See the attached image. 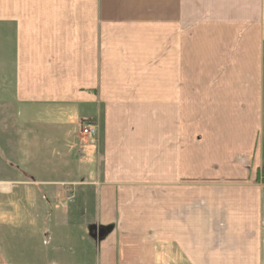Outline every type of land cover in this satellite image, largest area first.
Wrapping results in <instances>:
<instances>
[{
  "label": "crops",
  "instance_id": "obj_1",
  "mask_svg": "<svg viewBox=\"0 0 264 264\" xmlns=\"http://www.w3.org/2000/svg\"><path fill=\"white\" fill-rule=\"evenodd\" d=\"M1 2L0 264H264V0Z\"/></svg>",
  "mask_w": 264,
  "mask_h": 264
},
{
  "label": "rangeland",
  "instance_id": "obj_2",
  "mask_svg": "<svg viewBox=\"0 0 264 264\" xmlns=\"http://www.w3.org/2000/svg\"><path fill=\"white\" fill-rule=\"evenodd\" d=\"M1 7H3L2 2L0 4V23H2L3 16H4V12H3ZM0 50H1L0 54L2 56V57H0V59L1 58L5 59L4 58L5 55H3V52L5 51V48L3 47V38L0 41ZM78 55H79V51H76V55L75 56L78 57ZM76 59L78 60V58H76ZM109 85L110 84H107L108 88H110ZM119 86H123V85L119 84ZM111 89H112V87H111ZM92 94L94 96V92H92ZM121 107H122V105H121ZM121 107H115L114 108V113H115L116 116H113V117H115L116 119L120 118L118 114H119V112L122 111ZM137 107H138V105H135V109L136 110H137ZM139 108L143 109L145 107H139ZM161 111H162V107L161 106H157L155 108V111L153 110L151 112L152 116L149 117L152 120H150L148 118H147L148 119L147 120L146 117H145V122H144V120H143V122L142 121L140 122V118L141 117H137V116L136 117H129V119L131 120L130 122L135 124V126H129L131 132H129V131L126 132V138L128 140L127 143H126L128 147L126 149L130 152L129 155H131L133 149L134 150H138V149L134 148V146H136L137 144H139L140 147L147 146V143L149 144L150 137H154V136L158 135L157 132L156 131H152L151 128L141 129V130L138 129L137 126H139V124H137V123H139V122L142 123V124L145 123V124H148L151 127L154 126L155 124H159V123L162 124L161 120L163 118H162V115L160 114ZM68 118L71 119L70 116ZM116 119H113L114 124L118 123ZM65 121H66V119H65ZM152 121H153V123H152ZM68 122L71 123V125H72L71 128H72V136L74 138V143L79 148V151H78L77 154L79 156H84L85 151H89L90 150V153H88L89 155H91V154L94 155L95 154L97 156H101V150L99 151V145H100V143H99L100 142L99 135H97L94 138L93 137L91 138L88 133H83V131L81 129V127L83 126L84 123H90V122L91 123H95L98 126V128H99V122L95 121V120H92V119H88V120L87 119H85V120L82 119V121H78V118H76V117H75V119L73 121L70 120ZM36 123L40 125L39 127H35L36 131L37 130H41V128H42L41 126H43V127L45 126L44 123H42V125H41V121H38ZM132 127L135 129V132H133L134 130H131ZM118 128H119V126L116 127V131L118 130ZM99 131H100V128H99ZM113 132H114V130H113ZM138 135H141V137H138ZM44 136H45V138L49 137L46 133H44ZM158 136H156V137H158ZM5 139H6V135L3 133L2 125H0V143L1 144L4 143ZM36 150H37V147H28L27 152L28 153L35 152ZM61 150H62V148H61ZM146 151H147L146 148L141 150L140 151L141 155L144 154ZM45 152L46 151L43 150V154ZM72 154L76 157V153L73 150H72ZM17 158H18V156L14 157V153L9 148V144L5 143L4 147L2 149H0V175L1 176L8 175V173L10 171L14 172V170H12L9 167V163L10 162H14V161L16 162ZM106 228H108V227H101L100 226V228H95V229L91 230V232H93L94 237H95V243H99V241L103 240L106 237L105 236L104 238L99 239V236L101 235L102 232H104L106 230ZM107 235H108V233H107ZM156 255H157V257H156V263L157 264H163V263L169 261V260H166V259H169V256H168V254L165 253V249L163 248L162 244L158 246L157 251H156ZM170 261H171V264H180L179 261L176 262L174 258H172V260H170Z\"/></svg>",
  "mask_w": 264,
  "mask_h": 264
},
{
  "label": "built area",
  "instance_id": "obj_3",
  "mask_svg": "<svg viewBox=\"0 0 264 264\" xmlns=\"http://www.w3.org/2000/svg\"><path fill=\"white\" fill-rule=\"evenodd\" d=\"M81 129L83 133H88L91 138L98 135V126L95 123H84ZM261 179L264 181V169L262 171Z\"/></svg>",
  "mask_w": 264,
  "mask_h": 264
},
{
  "label": "water",
  "instance_id": "obj_4",
  "mask_svg": "<svg viewBox=\"0 0 264 264\" xmlns=\"http://www.w3.org/2000/svg\"><path fill=\"white\" fill-rule=\"evenodd\" d=\"M109 230H110V229H108L107 231L105 230L104 232H102L101 235L99 236V239L104 238V237L107 235V233H109ZM99 239H98V240H99Z\"/></svg>",
  "mask_w": 264,
  "mask_h": 264
}]
</instances>
